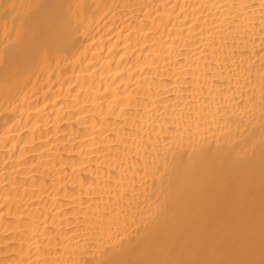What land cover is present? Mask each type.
I'll use <instances>...</instances> for the list:
<instances>
[{"label":"bare ground","instance_id":"obj_1","mask_svg":"<svg viewBox=\"0 0 264 264\" xmlns=\"http://www.w3.org/2000/svg\"><path fill=\"white\" fill-rule=\"evenodd\" d=\"M0 264H264V0H0Z\"/></svg>","mask_w":264,"mask_h":264}]
</instances>
